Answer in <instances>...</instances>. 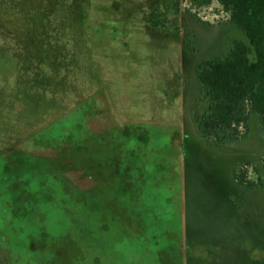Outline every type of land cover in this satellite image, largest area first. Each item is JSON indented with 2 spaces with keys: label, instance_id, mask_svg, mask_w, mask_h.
Returning <instances> with one entry per match:
<instances>
[{
  "label": "rangeland",
  "instance_id": "374dc122",
  "mask_svg": "<svg viewBox=\"0 0 264 264\" xmlns=\"http://www.w3.org/2000/svg\"><path fill=\"white\" fill-rule=\"evenodd\" d=\"M60 2L1 17L0 264H264L256 120L214 145L192 115L245 32L219 0Z\"/></svg>",
  "mask_w": 264,
  "mask_h": 264
},
{
  "label": "trees",
  "instance_id": "16d2710c",
  "mask_svg": "<svg viewBox=\"0 0 264 264\" xmlns=\"http://www.w3.org/2000/svg\"><path fill=\"white\" fill-rule=\"evenodd\" d=\"M219 1L229 14L228 23L237 24L249 42L231 39L223 54L197 64L199 89L193 95L192 107L195 125L205 141L224 145L248 139L255 118L264 148V0ZM58 3L60 0H0V22L13 12L25 20L33 12L34 19L46 18L51 12L58 13L53 6ZM152 21L159 25L154 17ZM25 30L34 33L33 26L27 25Z\"/></svg>",
  "mask_w": 264,
  "mask_h": 264
}]
</instances>
